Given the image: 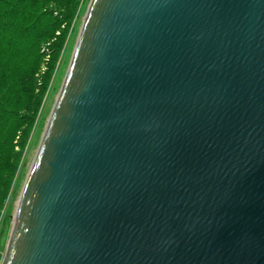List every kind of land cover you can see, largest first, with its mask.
Returning <instances> with one entry per match:
<instances>
[{
	"label": "water",
	"instance_id": "water-1",
	"mask_svg": "<svg viewBox=\"0 0 264 264\" xmlns=\"http://www.w3.org/2000/svg\"><path fill=\"white\" fill-rule=\"evenodd\" d=\"M1 264H264V0H90Z\"/></svg>",
	"mask_w": 264,
	"mask_h": 264
},
{
	"label": "trees",
	"instance_id": "trees-1",
	"mask_svg": "<svg viewBox=\"0 0 264 264\" xmlns=\"http://www.w3.org/2000/svg\"><path fill=\"white\" fill-rule=\"evenodd\" d=\"M78 3L0 0V212Z\"/></svg>",
	"mask_w": 264,
	"mask_h": 264
},
{
	"label": "rangeland",
	"instance_id": "rangeland-1",
	"mask_svg": "<svg viewBox=\"0 0 264 264\" xmlns=\"http://www.w3.org/2000/svg\"><path fill=\"white\" fill-rule=\"evenodd\" d=\"M90 0H79L77 5V11L72 17L68 26V33L65 38L64 44L61 47L59 54L54 61V68L49 76L47 82H44L45 88L42 92L40 104L31 122L29 134L25 140L24 146L21 148V159L17 165V169L14 173V180L9 190L8 196L3 202V215L0 213V262L7 248L12 226L15 220V213L17 209L18 199L20 197L21 190L23 188L25 179L30 169L31 163L39 146L40 140L43 136L47 120L50 116L52 107L60 90L62 81L66 74L77 36L81 28L83 17L87 10ZM48 61L50 55L45 57ZM48 65L45 62L42 66L41 72L47 71ZM20 140L22 136H17ZM16 137V138H17ZM20 149L17 145L16 149Z\"/></svg>",
	"mask_w": 264,
	"mask_h": 264
}]
</instances>
